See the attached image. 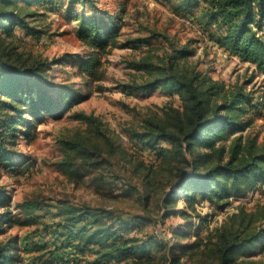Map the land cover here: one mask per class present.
I'll list each match as a JSON object with an SVG mask.
<instances>
[{"label": "rangeland", "instance_id": "obj_1", "mask_svg": "<svg viewBox=\"0 0 264 264\" xmlns=\"http://www.w3.org/2000/svg\"><path fill=\"white\" fill-rule=\"evenodd\" d=\"M179 1L92 0L94 8L88 3L77 4L71 13L68 0H50L23 9L28 14L26 24L35 33L18 26L15 35L6 39L8 46L30 59L60 58L61 61L52 62L46 70V86L66 84L87 96L55 115L33 119L27 112L25 117L33 120V124L21 127L16 136L5 139L1 135L2 125L13 111L0 104V141L5 140V149L0 148V154L11 158L10 162L0 161V188L5 195L0 213L13 218L12 226L4 227L1 239H14L22 264L92 262V254H75L72 248L62 245L65 230L57 227L56 222L62 219L57 216L59 209L66 206L103 208L124 220L144 218L127 235L140 240L153 236L166 245L195 241L199 227L198 238L205 245L186 252L181 258L185 264H216L210 240H215L224 227L236 225L231 217L239 208L254 212L250 230L264 227V215H259L264 211L261 189L244 198L232 199L224 208L202 202L197 207L200 217L185 219L170 210L168 215L164 214L163 201L176 178L175 167L181 163L165 162L137 136L144 131L148 120L166 119L168 113L180 108L181 101L177 95L159 88L128 91L125 84L140 82L144 76L129 65L131 61L146 58L164 64L169 54L186 46L192 53L180 60L181 66L224 82L227 87L243 86L251 93L255 106L253 122L242 136L255 137L264 144V74L217 44L215 27H206L201 20L202 1L191 12L177 9ZM101 11L119 15L121 29L118 45L100 57L102 64L97 72L101 74L96 79L80 68V60L88 56L90 49L76 36L75 16H99ZM261 32L264 34V24ZM130 41H133L131 45H126ZM82 115L99 120L100 129L114 147L112 152L106 138ZM25 129H29L26 135ZM68 141L78 146L68 149ZM157 144L168 146L162 140ZM33 201L39 203L37 208L24 207ZM183 206L179 201L176 209ZM179 233L186 235L180 237ZM258 248L253 247L251 252L241 253L239 257L264 264V250ZM150 252L156 259L161 254L153 245Z\"/></svg>", "mask_w": 264, "mask_h": 264}, {"label": "trees", "instance_id": "obj_2", "mask_svg": "<svg viewBox=\"0 0 264 264\" xmlns=\"http://www.w3.org/2000/svg\"><path fill=\"white\" fill-rule=\"evenodd\" d=\"M50 2V0H0V104L13 111L3 123V139L14 137L21 127L28 128L32 118L45 114L55 115L69 109L87 95L77 93L66 84L46 86L45 72L52 62L23 57L6 43L15 35V29L22 26L30 33L33 28L26 24L28 5ZM204 3L201 20L204 26H214L218 35L217 44L240 61L249 62L257 71L264 74V0H180L177 9L191 12ZM26 6H20L19 3ZM88 3L94 8L92 0H68V10L74 13L77 4ZM76 36L90 52L80 60V68L90 77L99 79L97 72L102 64L101 56L118 45L121 29L120 16L101 11L99 16H75ZM215 33V32H214ZM216 34V33H215ZM148 41L146 38H139ZM127 42L126 45H131ZM192 53L182 46L169 54L166 63L141 58L130 62L135 71H142L140 82H130L124 87L130 91L162 89L177 95L181 101L179 109L168 113L159 122L147 121L144 131L137 137L144 145H149L167 163L178 161L175 167V180L168 197L164 199L165 215L169 210L185 219L200 215L198 206L208 202L224 208L232 199H241L256 189L264 194V144L255 137L242 136V132L253 122L251 93L243 86L227 87L224 82L215 80L199 71L180 65V60ZM100 73V74H99ZM135 80V79H133ZM103 137L113 151L110 139L99 127V120L93 116H81ZM40 119V118H39ZM24 135L29 129L24 130ZM162 140L168 146H157ZM228 141V143H227ZM67 148L78 146L73 141L66 142ZM5 149V140L0 141ZM0 161H11L6 154H0ZM5 195L1 194L0 209ZM148 195L144 197L147 199ZM179 201L182 209H176ZM38 202H28L24 207L32 210ZM29 210V211H30ZM259 215H264V211ZM57 216L62 219L56 226L63 228L62 245L73 249L75 254H92V262L87 264H108L111 261L126 264H185L182 256L192 249L205 245L196 228V240L191 243L177 242L166 245L155 237L140 240L127 235L139 227L144 218L124 220L103 208L70 207L60 208ZM254 212L239 208L231 219L236 225L224 227L211 241L212 254L216 264H256L254 260H243L239 254L251 252L258 246L264 250V227L250 230ZM13 218L0 213V264H22L17 247L12 240L1 239L4 227L12 226ZM6 225V226H4ZM190 225V224H189ZM178 234V232H176ZM175 233V234H176ZM180 237L186 234L179 233ZM161 254L156 259L150 246ZM250 256V255H248Z\"/></svg>", "mask_w": 264, "mask_h": 264}]
</instances>
